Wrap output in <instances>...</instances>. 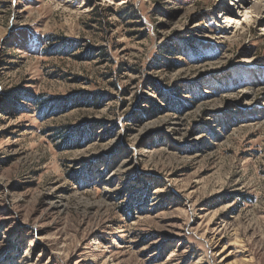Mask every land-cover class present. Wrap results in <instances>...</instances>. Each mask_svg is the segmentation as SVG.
<instances>
[{"label": "rangeland", "instance_id": "1", "mask_svg": "<svg viewBox=\"0 0 264 264\" xmlns=\"http://www.w3.org/2000/svg\"><path fill=\"white\" fill-rule=\"evenodd\" d=\"M228 3L0 0V264H264V18Z\"/></svg>", "mask_w": 264, "mask_h": 264}, {"label": "trees", "instance_id": "2", "mask_svg": "<svg viewBox=\"0 0 264 264\" xmlns=\"http://www.w3.org/2000/svg\"><path fill=\"white\" fill-rule=\"evenodd\" d=\"M65 45L61 44L59 45V49H62ZM70 47H73L72 44H70ZM170 51L173 52L172 50V46H170ZM102 52V50H101ZM187 53L183 52L182 56L187 57L186 56ZM154 91L155 93L158 95L159 93L161 94V91L157 88V86H154ZM164 98V104H166L167 108L164 106V104H160L157 103L154 99L152 98H146L145 101L148 103L150 110L155 111L157 113H162L164 111H167L168 109L171 110H180L181 109V104L178 100H173L170 96H167L166 94L163 95ZM29 96L27 94H25L24 92H17V93H11L9 95H6L5 97V102L11 106L14 110L19 111L22 108V102L21 99L23 98H28ZM30 98L35 99L36 101L42 103V98L41 96L37 95L35 97L31 96ZM97 100H99V96L97 94H89V95H84V94H78L77 96L73 97V100H57V101H47L45 103H42L41 106H39L40 111L43 110H51L54 109L56 107H62L65 106V104H68L69 102L71 103V101L73 102H85V101H90L91 104H96ZM142 114H144L143 112H141ZM85 134L83 132V130H75L73 133V138H68L66 140H64V142L70 144V142H74L72 141L73 139H82L84 138ZM59 137H61L59 135ZM63 138V137H62ZM61 138V139H62ZM64 139V138H63ZM60 140V139H59ZM75 140V141H76ZM128 187H125L124 190H128Z\"/></svg>", "mask_w": 264, "mask_h": 264}, {"label": "bare ground", "instance_id": "3", "mask_svg": "<svg viewBox=\"0 0 264 264\" xmlns=\"http://www.w3.org/2000/svg\"><path fill=\"white\" fill-rule=\"evenodd\" d=\"M225 2H229L228 4L236 6L237 4V13H235V11H233L231 8H223L219 13H221L223 11L224 13V18H226L227 21V29H233L235 27L234 23L235 22V18L233 19V17H237L238 16H242L245 18V22L242 23L243 28L244 27H248L250 25V22H256L258 21L259 18H264V13H263V6L260 4H255L257 3V1H253V0H224ZM259 2V1H258ZM241 6H240V4ZM247 8L250 10H247ZM241 9H243L242 11H240ZM239 12V13H238ZM225 20V19H224ZM225 21V22H226ZM232 22V24L230 23ZM264 27V25L262 26ZM264 30V28H263ZM232 32V31H231Z\"/></svg>", "mask_w": 264, "mask_h": 264}, {"label": "built area", "instance_id": "4", "mask_svg": "<svg viewBox=\"0 0 264 264\" xmlns=\"http://www.w3.org/2000/svg\"><path fill=\"white\" fill-rule=\"evenodd\" d=\"M222 14V12L221 13H219V18H220V15ZM221 18H224V17H221Z\"/></svg>", "mask_w": 264, "mask_h": 264}]
</instances>
